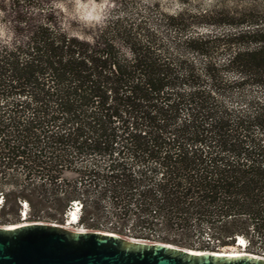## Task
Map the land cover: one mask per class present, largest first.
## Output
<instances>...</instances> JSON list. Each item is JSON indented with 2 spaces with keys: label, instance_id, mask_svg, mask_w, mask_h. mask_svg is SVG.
<instances>
[{
  "label": "trees",
  "instance_id": "obj_1",
  "mask_svg": "<svg viewBox=\"0 0 264 264\" xmlns=\"http://www.w3.org/2000/svg\"><path fill=\"white\" fill-rule=\"evenodd\" d=\"M58 3L0 0V215L63 224L79 201L90 229L264 254V0L91 27Z\"/></svg>",
  "mask_w": 264,
  "mask_h": 264
},
{
  "label": "water",
  "instance_id": "obj_2",
  "mask_svg": "<svg viewBox=\"0 0 264 264\" xmlns=\"http://www.w3.org/2000/svg\"><path fill=\"white\" fill-rule=\"evenodd\" d=\"M57 225L0 227V264H264V257L252 254H197L170 244L71 231Z\"/></svg>",
  "mask_w": 264,
  "mask_h": 264
},
{
  "label": "rangeland",
  "instance_id": "obj_3",
  "mask_svg": "<svg viewBox=\"0 0 264 264\" xmlns=\"http://www.w3.org/2000/svg\"><path fill=\"white\" fill-rule=\"evenodd\" d=\"M136 5H127L122 0H110L112 7L106 8L101 11L99 9L93 10V8L88 4V0H59V3L56 4V8L59 9L67 23L78 22L85 27H91L94 25H98L101 23L106 17L112 14L113 10L117 8H124L129 15L135 17L138 13H142L144 11V6L148 5H159V9L165 13L173 14L180 10H186L191 15H199L205 12L217 11L220 9H232V8H241L245 7L250 0H136ZM99 3V0H97ZM102 16V19H97V17ZM205 22L199 21L198 25H203ZM3 22L0 16V38L4 39L6 34L3 31ZM202 33H206L205 30H200ZM170 41L173 39H179L178 34L170 33L169 38ZM248 95L259 96L260 92L257 89H253L249 92ZM20 203H10L8 205V209H6L7 215H0V227L10 224L19 223V219L17 222L13 220L15 217V213H18L20 208ZM4 220H8V223H4ZM224 252L235 253L238 252L239 249L235 247L234 249H226L223 248Z\"/></svg>",
  "mask_w": 264,
  "mask_h": 264
},
{
  "label": "built area",
  "instance_id": "obj_4",
  "mask_svg": "<svg viewBox=\"0 0 264 264\" xmlns=\"http://www.w3.org/2000/svg\"><path fill=\"white\" fill-rule=\"evenodd\" d=\"M4 197L3 194L0 193V206H4ZM21 209L19 211V221L22 224H28V223H41V222H28L27 220V212H28V205L25 202L20 203ZM81 217H82V204L79 201H75L72 202L70 204V206L68 207L65 215H64V221L63 224H58L57 226H62V227H74L75 229H78L80 231H86V232H98V233H103V234H108V235H117V236H121L116 234L115 232H113L111 230V225L108 224H99L98 225V229H90L85 227L84 225H82L81 223ZM19 222V223H20ZM55 224V223H54ZM125 233L129 234V230H126ZM127 239H132L134 241H143V242H149V243H159L157 241L154 240H148V239H141V238H133L131 236H121ZM236 245H239L240 248H238L239 250H244L246 251V248H244V243L240 242L239 240H237L235 242ZM247 244V243H246ZM223 248V247H222ZM193 251H203V252H210V253H216L221 251V248H215L214 250H200V249H190ZM247 252V251H246ZM248 253V252H247ZM251 254V253H248ZM255 256H262L264 257V254H260V255H256V254H252Z\"/></svg>",
  "mask_w": 264,
  "mask_h": 264
},
{
  "label": "bare ground",
  "instance_id": "obj_5",
  "mask_svg": "<svg viewBox=\"0 0 264 264\" xmlns=\"http://www.w3.org/2000/svg\"><path fill=\"white\" fill-rule=\"evenodd\" d=\"M21 225V222L20 223H17V224H11V225H5V226H2V227H6V228H8V229H13V228H15V227H18V226H20ZM23 225V224H22ZM64 228H66V229H68V230H71V231H78V232H83V233H85L86 231H80V230H78V229H75L74 227H71V226H69V227H64ZM239 239V241L240 242H243L244 243V248H246V241L244 240V239H242L241 237H238ZM235 247H237V249L238 248H240L239 247V245H236V244H234L233 246H227V247H224V248H226V249H234ZM222 250L221 251H219V252H217L219 255H221V256H230V257H238V256H244V254H248L246 251H245V249L242 251V250H239L238 252H235V253H231V252H224L223 251V248H221ZM189 251H192L193 253H197V254H201V253H205V252H203V251H193V250H189Z\"/></svg>",
  "mask_w": 264,
  "mask_h": 264
},
{
  "label": "clouds",
  "instance_id": "obj_6",
  "mask_svg": "<svg viewBox=\"0 0 264 264\" xmlns=\"http://www.w3.org/2000/svg\"><path fill=\"white\" fill-rule=\"evenodd\" d=\"M88 4L93 8V10L99 9L101 13L104 9L112 7L110 0H99V3L97 0H88ZM0 16H3V13H0ZM103 17H97V19H102ZM2 206H0V212H1Z\"/></svg>",
  "mask_w": 264,
  "mask_h": 264
}]
</instances>
